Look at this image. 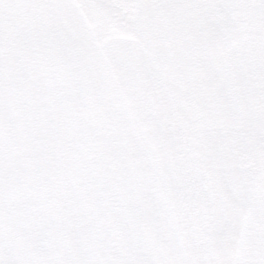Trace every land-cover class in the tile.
<instances>
[{"label":"snow or ice","instance_id":"obj_1","mask_svg":"<svg viewBox=\"0 0 264 264\" xmlns=\"http://www.w3.org/2000/svg\"><path fill=\"white\" fill-rule=\"evenodd\" d=\"M0 264H264V0H0Z\"/></svg>","mask_w":264,"mask_h":264}]
</instances>
